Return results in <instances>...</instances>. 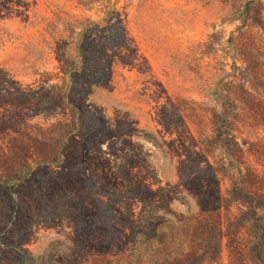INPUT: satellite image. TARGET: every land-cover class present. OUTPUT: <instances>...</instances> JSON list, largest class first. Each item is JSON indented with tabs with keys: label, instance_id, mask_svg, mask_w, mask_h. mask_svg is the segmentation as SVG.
Instances as JSON below:
<instances>
[{
	"label": "rangeland",
	"instance_id": "374dc122",
	"mask_svg": "<svg viewBox=\"0 0 264 264\" xmlns=\"http://www.w3.org/2000/svg\"><path fill=\"white\" fill-rule=\"evenodd\" d=\"M259 1L255 20L239 29L241 22L231 9L242 0H112L127 40L113 58L108 85L94 88L87 102L103 115L105 126L124 127L114 149L109 150L105 140L89 151L88 171L98 180L99 193H112L117 239L109 241L102 226L87 225L83 216L78 219L80 228L68 212L44 219L39 204L27 200L31 207L23 231L15 234L7 226L1 232L0 264H240L233 262L224 229L242 206L236 196L226 208L222 197L229 186L239 184L264 195V157L248 150L250 141L264 138V123L261 117L244 114L235 120L232 134L243 156L231 164L222 148L209 151L201 142L210 131V116L203 109L210 104L209 79L228 70L233 57L240 63L238 56H231V35L241 50L245 44L246 51L263 50L259 59L264 61V0ZM101 13L70 0H0V69L25 89L68 85L55 49L61 39L68 41L67 26L72 25L62 20H100ZM212 33L218 38L211 39ZM203 47L205 52L214 47L215 53L202 55ZM263 78L264 71L252 75V80ZM4 82L0 79V89ZM185 100L198 104L192 118L183 112ZM8 111L24 122L20 129L10 127ZM67 114L63 107L22 110L0 101V122L7 121V126L0 125V160L11 155L12 140L28 141L42 134L40 126L66 119ZM97 137L104 139L105 134ZM191 161L202 167L213 163L216 176L181 172L182 163ZM223 164L226 173L219 167ZM6 174L0 169V179ZM28 182L12 194L21 191L28 196ZM76 185L70 190L78 193L80 184ZM3 192L10 197L6 186ZM93 196L79 200L85 216L88 208H95ZM2 201L7 199L0 198V205ZM258 211L264 216V208ZM4 218L0 209V230ZM248 237L242 235L241 245L231 247L244 250ZM204 250L207 256L185 262Z\"/></svg>",
	"mask_w": 264,
	"mask_h": 264
},
{
	"label": "trees",
	"instance_id": "16d2710c",
	"mask_svg": "<svg viewBox=\"0 0 264 264\" xmlns=\"http://www.w3.org/2000/svg\"><path fill=\"white\" fill-rule=\"evenodd\" d=\"M70 1L84 9H98L102 13L100 20L90 17L85 18L82 23L72 22L71 19L62 20L63 23L72 25L67 26L68 41L65 38L61 39L56 43L55 49L59 54L60 67L69 76L68 85L52 84L42 89L38 87L25 89L23 87L26 85L12 80L4 69H0V79L5 81L1 86L3 89H0V101L22 110L52 111L54 107H63L68 111L66 119H59L48 127L40 126L38 132L42 134L36 133L28 141H18L16 138L12 140L11 151L14 153L11 152V155H6L0 160V169L5 174L7 172L3 175L4 179H0V198L7 199V202L2 201L0 205L1 211L5 214L2 220L4 228L0 230V243L4 238L1 232H6L7 226H10L15 234L23 231V222L28 219V208L31 207L27 205V200H33L30 201L31 204H39L37 209L41 211L39 214L44 219H52L68 212L69 215L72 214L79 228L80 216L88 221L87 225L90 223L97 228L102 226L108 232L109 241H115L119 233V227L113 221L115 211L110 199L112 193L98 192L100 188L96 185L98 180L88 171V158L89 151L92 148H100L105 140L109 150L114 149L116 139L121 135L124 126L123 124L116 127L109 124L105 126L100 121L103 115L88 104L87 98L94 88L105 87L110 81L113 58L127 40L124 21L112 0ZM260 5L259 0H242L240 4H232L231 10L241 22L238 25L239 29L249 27L255 20V11ZM214 38H218V33L211 34V39ZM236 38L234 34L231 35L227 43L235 51L231 56H238L240 63L233 57L229 63V71L224 69L222 72L217 71L208 81L210 104L203 110L210 116V131L201 139L209 151L218 146L222 148L231 164L234 161L239 162L243 156V150L232 134L234 123L241 120L243 114L248 117H261L264 123V78L260 81L252 80V75L264 71V61L259 59L263 50L246 51L247 44L243 45L241 50L235 46ZM214 50L213 47L209 52H205L203 47L201 52L202 55L205 53L211 55L215 53ZM185 102L183 112L192 118L199 109L198 104L194 100ZM175 110L181 113L180 109ZM7 116L12 120L8 122L13 131L20 129L24 124L12 111H8ZM6 122L3 119L0 125L7 126ZM99 134H105V138H98ZM248 144L249 151L256 150L264 157V138L250 141ZM16 157L20 159L17 160ZM212 164L208 162L202 167L199 162L191 161L190 165L183 162L181 172L185 170L194 175L208 173L210 176H216ZM219 167L226 173L225 164ZM245 169L249 175L253 173L249 167L246 166ZM24 181H29L28 184L32 185L29 191H24L28 196L22 195L21 191L12 194L15 188L24 187ZM77 183L80 184V191L75 193L70 189ZM5 186L11 193L10 197L4 195ZM238 186L240 184L233 185L235 188L229 186L222 197L223 206L226 208L232 205L236 196L239 197V204L242 206L224 229L229 252L233 262L241 264L247 260L250 264H264V228L261 227L264 216L258 213L259 209L264 208V195L251 190L245 191L244 187ZM236 188L239 191L235 193L233 191L237 190ZM97 192L98 196L95 195ZM93 194L95 208H88L85 216L80 210L79 200ZM244 234L249 236L248 245L245 242L244 250L239 248L240 252H237L231 246L234 243L241 245L239 240ZM220 238L221 236H218L217 239ZM209 247L208 245L207 248ZM203 256H207V250L199 254L195 252L185 262H190V259L195 262L197 258L201 259ZM180 263L182 262L178 264Z\"/></svg>",
	"mask_w": 264,
	"mask_h": 264
}]
</instances>
